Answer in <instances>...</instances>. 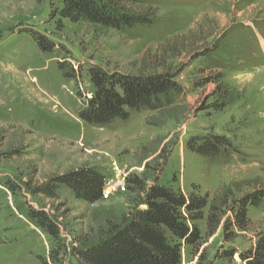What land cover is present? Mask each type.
Here are the masks:
<instances>
[{
  "label": "rangeland",
  "instance_id": "374dc122",
  "mask_svg": "<svg viewBox=\"0 0 264 264\" xmlns=\"http://www.w3.org/2000/svg\"><path fill=\"white\" fill-rule=\"evenodd\" d=\"M133 6L149 22L118 30L62 18V0H0V264H80L77 249L121 223L153 184L206 195L222 212L208 235L207 203L195 222L200 241L182 243L180 264H246L238 252L264 232V197L247 206V229L228 224L230 240L223 230L240 198L264 190V0ZM38 36L50 50L39 47ZM93 65L134 76L172 71L185 93L165 111L130 110L126 120L93 126L78 117L94 91L86 74ZM210 74L233 98L220 110L211 107L215 83H201ZM208 134L224 136L233 150L213 158L191 152L187 142ZM114 165L141 179L142 190L125 185L95 203L31 192L80 167L110 176ZM29 209L52 217L58 234L41 229ZM230 248L232 258H220Z\"/></svg>",
  "mask_w": 264,
  "mask_h": 264
},
{
  "label": "trees",
  "instance_id": "16d2710c",
  "mask_svg": "<svg viewBox=\"0 0 264 264\" xmlns=\"http://www.w3.org/2000/svg\"><path fill=\"white\" fill-rule=\"evenodd\" d=\"M136 3L137 0H62L58 13L72 22L84 20L119 30L149 22L133 6ZM35 39L42 50L52 47L42 36ZM59 66L66 77L74 75L71 74L72 69L67 71L65 65ZM86 74L94 91L86 98L78 117L98 127L106 126L114 119L126 120L130 110L165 111L173 104V97L185 93L184 87L175 79V73L167 70L134 76L109 74L100 66L93 65L87 67ZM210 82L216 85L212 92L215 101L211 107L220 110L233 101L219 76H201V83L206 85ZM187 146L191 152L206 158L233 150L227 138L213 134L192 137ZM105 177L104 168L85 166L54 175L30 190L32 194L51 199H58L62 192H68L78 200L95 203L103 199L101 189ZM126 186L138 192L143 185L141 179L128 177ZM143 192V198L121 223L110 226L93 243L77 249L75 255L80 264H180L182 243L193 247L200 241V231L195 222L203 218L206 205L209 204L205 218L208 235L215 231L222 217L220 207L209 202L206 195L185 194L157 184L150 185ZM262 197L264 190H258L239 199L232 222L228 221L223 226L226 239H232L227 231L228 224L239 230L247 229V206L258 205ZM28 216L47 234H58L54 219L43 210L29 209ZM235 252V248L227 249L220 258L230 259ZM238 256L246 264H264V232L253 245L238 252Z\"/></svg>",
  "mask_w": 264,
  "mask_h": 264
},
{
  "label": "built area",
  "instance_id": "2783aa9c",
  "mask_svg": "<svg viewBox=\"0 0 264 264\" xmlns=\"http://www.w3.org/2000/svg\"><path fill=\"white\" fill-rule=\"evenodd\" d=\"M112 174L110 176H106L104 183L102 185V197L108 198L116 193L119 189L124 188L126 185V175L122 173L117 165H114L112 169Z\"/></svg>",
  "mask_w": 264,
  "mask_h": 264
}]
</instances>
